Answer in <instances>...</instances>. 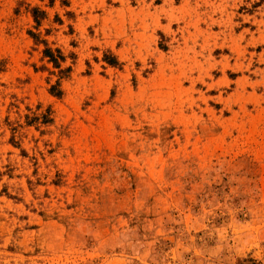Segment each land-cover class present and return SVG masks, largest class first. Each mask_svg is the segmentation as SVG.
I'll return each instance as SVG.
<instances>
[{
	"label": "rangeland",
	"instance_id": "rangeland-1",
	"mask_svg": "<svg viewBox=\"0 0 264 264\" xmlns=\"http://www.w3.org/2000/svg\"><path fill=\"white\" fill-rule=\"evenodd\" d=\"M0 264H264V0H0Z\"/></svg>",
	"mask_w": 264,
	"mask_h": 264
},
{
	"label": "trees",
	"instance_id": "trees-1",
	"mask_svg": "<svg viewBox=\"0 0 264 264\" xmlns=\"http://www.w3.org/2000/svg\"><path fill=\"white\" fill-rule=\"evenodd\" d=\"M34 11V16H35V9ZM46 45V43H44ZM57 55L54 54L53 50L50 47H45L43 50V54L45 57L48 58V60L50 62H52L54 64L55 67H59V62L58 60L63 59V55L61 54V52L59 50H56ZM50 92L54 93V94H60L59 90H56V88L52 87L50 89Z\"/></svg>",
	"mask_w": 264,
	"mask_h": 264
}]
</instances>
